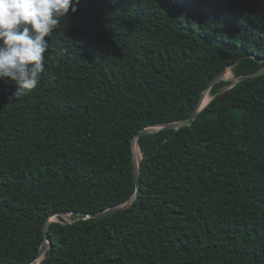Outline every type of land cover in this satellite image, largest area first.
<instances>
[{
	"label": "trees",
	"instance_id": "obj_1",
	"mask_svg": "<svg viewBox=\"0 0 264 264\" xmlns=\"http://www.w3.org/2000/svg\"><path fill=\"white\" fill-rule=\"evenodd\" d=\"M31 93L0 81V264H264V0H79ZM46 39H48L46 37Z\"/></svg>",
	"mask_w": 264,
	"mask_h": 264
},
{
	"label": "clouds",
	"instance_id": "obj_2",
	"mask_svg": "<svg viewBox=\"0 0 264 264\" xmlns=\"http://www.w3.org/2000/svg\"><path fill=\"white\" fill-rule=\"evenodd\" d=\"M79 0H0V81L15 97L36 89L45 71L49 40ZM46 37L48 39H46Z\"/></svg>",
	"mask_w": 264,
	"mask_h": 264
},
{
	"label": "water",
	"instance_id": "obj_3",
	"mask_svg": "<svg viewBox=\"0 0 264 264\" xmlns=\"http://www.w3.org/2000/svg\"><path fill=\"white\" fill-rule=\"evenodd\" d=\"M228 70L229 69H224L222 71H220L218 74H216L208 83V85L206 86L205 90L203 91L201 98L199 99L197 105L195 106L194 110L192 111L191 115L189 116L188 119L186 120H182V121H174V122H168V123H162V124H157V125H152L149 127H145L142 128L133 138L132 140V146H133V173H134V181H135V186H136V190L134 192V194L129 198V202L128 203H122V204H116L114 206H111L101 212H96V213H86L83 217L85 218H91V217H102L105 216L109 213H113L117 210L123 209L125 207H127L129 204H131L133 201H135L141 191H142V185H141V160L138 161L137 157H136V153H135V141L138 142V138L141 135H145V134H151V133H156L159 132L161 130L164 129H179L185 126H191L195 119L197 118V116L199 115V113L219 94L223 93L224 91H226L227 89H229L233 84L238 83L240 81H243L247 78H251V77H256L259 75L264 74V68H261L259 70L253 71V72H249V73H245L241 76L235 77V76H228ZM222 80H228L233 82V84H231L230 86H226L224 88H222L217 94H215L214 96L211 97L210 101L205 104V100L207 97V94L210 92L211 88L213 87L214 84H216L219 81ZM65 214H69L67 212L64 211H57L54 212L52 214H50L46 221H45V225H44V242L42 243V246L39 250V253L37 255V257L34 259V261L32 262V264H40L41 260L45 257V254L47 252V250L50 248L51 246V239H50V233H49V228L50 225L53 221L52 218L55 216H64ZM74 221L73 219L71 221L68 222H72Z\"/></svg>",
	"mask_w": 264,
	"mask_h": 264
},
{
	"label": "bare ground",
	"instance_id": "obj_4",
	"mask_svg": "<svg viewBox=\"0 0 264 264\" xmlns=\"http://www.w3.org/2000/svg\"><path fill=\"white\" fill-rule=\"evenodd\" d=\"M211 97H212L211 92H209L207 94V97H206L204 105H206L210 101ZM134 149H135L136 157H137L138 161H140L141 157H142V154H141L140 147H139V144H138L137 141H135Z\"/></svg>",
	"mask_w": 264,
	"mask_h": 264
},
{
	"label": "rangeland",
	"instance_id": "obj_5",
	"mask_svg": "<svg viewBox=\"0 0 264 264\" xmlns=\"http://www.w3.org/2000/svg\"><path fill=\"white\" fill-rule=\"evenodd\" d=\"M227 73H228V76L232 77V74H231L230 70H228ZM141 154H142V153H141ZM63 218H64L66 221H71V220H72V217H71L70 214H65V215L63 216ZM52 219H53V220H56V221H59V220H60L59 217H57V216L53 217Z\"/></svg>",
	"mask_w": 264,
	"mask_h": 264
}]
</instances>
